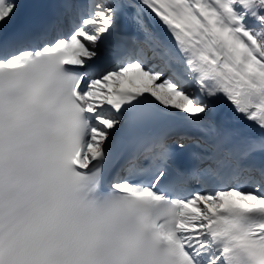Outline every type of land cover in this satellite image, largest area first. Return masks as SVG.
<instances>
[{
    "label": "snow or ice",
    "instance_id": "snow-or-ice-1",
    "mask_svg": "<svg viewBox=\"0 0 264 264\" xmlns=\"http://www.w3.org/2000/svg\"><path fill=\"white\" fill-rule=\"evenodd\" d=\"M19 10L17 0H0V67H23L43 53L76 76L89 125L80 166L98 172L108 189L166 197L175 215L169 238L186 264H226V257L264 264V135L242 149L217 144L214 154L193 152L191 159L208 166L175 168V176L170 169L186 137L174 149L167 133L142 136L111 171L113 147L127 130L181 121L202 134L196 147L207 151L222 132L215 115L228 102L264 130V0H65L39 31L4 39ZM122 18L135 33L119 37L123 54L113 65L95 66ZM256 153L259 165L249 162Z\"/></svg>",
    "mask_w": 264,
    "mask_h": 264
},
{
    "label": "clouds",
    "instance_id": "clouds-1",
    "mask_svg": "<svg viewBox=\"0 0 264 264\" xmlns=\"http://www.w3.org/2000/svg\"><path fill=\"white\" fill-rule=\"evenodd\" d=\"M77 87L53 55L0 67V264H186L166 197L108 189L80 166Z\"/></svg>",
    "mask_w": 264,
    "mask_h": 264
},
{
    "label": "rangeland",
    "instance_id": "rangeland-1",
    "mask_svg": "<svg viewBox=\"0 0 264 264\" xmlns=\"http://www.w3.org/2000/svg\"><path fill=\"white\" fill-rule=\"evenodd\" d=\"M157 83H159V81H157ZM220 113H222V119L224 118H227V117H232L235 113H237L235 111V107L233 105H231L230 102L227 103V105L223 106L220 111ZM245 118V116H244ZM261 135H264V130H262L261 128H259L258 130H256V136L255 138H259ZM260 154L259 153H256L253 157H257L259 156Z\"/></svg>",
    "mask_w": 264,
    "mask_h": 264
},
{
    "label": "bare ground",
    "instance_id": "bare-ground-1",
    "mask_svg": "<svg viewBox=\"0 0 264 264\" xmlns=\"http://www.w3.org/2000/svg\"><path fill=\"white\" fill-rule=\"evenodd\" d=\"M154 15V14H153ZM157 19V22H158V24H159V18H156ZM237 114H239V115H241L242 117H244V114H240V113H238L237 112Z\"/></svg>",
    "mask_w": 264,
    "mask_h": 264
}]
</instances>
